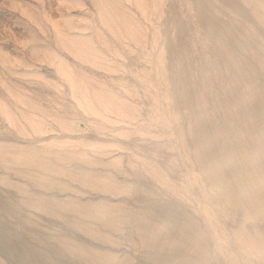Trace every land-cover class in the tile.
<instances>
[{"label":"rangeland","instance_id":"1","mask_svg":"<svg viewBox=\"0 0 264 264\" xmlns=\"http://www.w3.org/2000/svg\"><path fill=\"white\" fill-rule=\"evenodd\" d=\"M0 264H264V0H0Z\"/></svg>","mask_w":264,"mask_h":264}]
</instances>
